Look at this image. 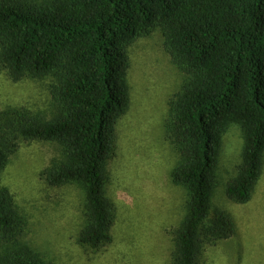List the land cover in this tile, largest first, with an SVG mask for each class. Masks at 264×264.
<instances>
[{"label": "trees", "instance_id": "obj_1", "mask_svg": "<svg viewBox=\"0 0 264 264\" xmlns=\"http://www.w3.org/2000/svg\"><path fill=\"white\" fill-rule=\"evenodd\" d=\"M155 30L185 78L161 124L176 154L169 180L185 196L168 231L169 264H205L210 248L237 233L230 215L211 207L231 125L243 147L226 200L247 204L264 169V0H0V72L13 82L49 77L53 106L50 115L0 109V175L20 143L53 145L41 180L81 190V247L109 245L116 209L108 164L130 106L129 48ZM26 229L0 179V264H53L26 242Z\"/></svg>", "mask_w": 264, "mask_h": 264}, {"label": "rangeland", "instance_id": "obj_2", "mask_svg": "<svg viewBox=\"0 0 264 264\" xmlns=\"http://www.w3.org/2000/svg\"><path fill=\"white\" fill-rule=\"evenodd\" d=\"M158 30L129 48L130 106L117 125V150L108 164V198L116 209L112 242L91 251L77 243L82 226L79 188H52L39 174L55 155L49 143L22 142L0 175L27 219L26 242L53 264H169L173 244L168 231L183 216L184 192L170 183L176 154L164 140L161 124L167 101L184 81L162 47ZM49 77L11 81L0 72V109L26 108L50 115ZM240 127L222 136L211 207L224 209L236 236L210 248L205 264H264V169L251 200L228 202L224 185L241 161Z\"/></svg>", "mask_w": 264, "mask_h": 264}]
</instances>
